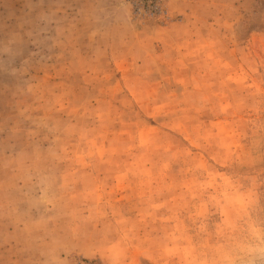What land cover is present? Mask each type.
<instances>
[{
  "label": "rangeland",
  "instance_id": "rangeland-1",
  "mask_svg": "<svg viewBox=\"0 0 264 264\" xmlns=\"http://www.w3.org/2000/svg\"><path fill=\"white\" fill-rule=\"evenodd\" d=\"M160 4L0 0V264H264V0Z\"/></svg>",
  "mask_w": 264,
  "mask_h": 264
},
{
  "label": "built area",
  "instance_id": "built-area-1",
  "mask_svg": "<svg viewBox=\"0 0 264 264\" xmlns=\"http://www.w3.org/2000/svg\"><path fill=\"white\" fill-rule=\"evenodd\" d=\"M140 1L144 2L148 13L151 15H159V14L161 15L165 13L164 10L161 8V4H160L162 0H140Z\"/></svg>",
  "mask_w": 264,
  "mask_h": 264
},
{
  "label": "crops",
  "instance_id": "crops-1",
  "mask_svg": "<svg viewBox=\"0 0 264 264\" xmlns=\"http://www.w3.org/2000/svg\"><path fill=\"white\" fill-rule=\"evenodd\" d=\"M171 3H175V1L174 2H171ZM177 3V2H176ZM181 3V2H180Z\"/></svg>",
  "mask_w": 264,
  "mask_h": 264
}]
</instances>
